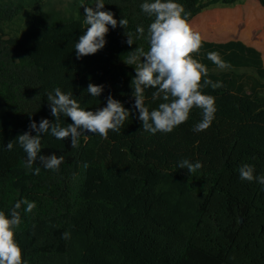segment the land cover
<instances>
[{
  "label": "trees",
  "instance_id": "16d2710c",
  "mask_svg": "<svg viewBox=\"0 0 264 264\" xmlns=\"http://www.w3.org/2000/svg\"><path fill=\"white\" fill-rule=\"evenodd\" d=\"M210 1L176 0L191 13L192 28L211 2L223 3L212 8L218 36L201 34L202 47L193 54L209 69L205 79L222 85L201 89L215 100L214 119L208 129L193 131L202 119L193 108L172 132L152 134L133 108L135 65L124 63L134 48H149L154 18L141 10L146 0H104V11L129 23L126 29L109 25L105 47L82 59L75 53L88 27L82 6L0 0V211L11 217L17 201L36 204L30 213L25 205L18 210L15 239L23 264H264V185L241 180L238 172L250 164L255 176L264 175V50L249 39L255 32L264 37V0ZM252 8L259 22L252 20ZM22 15L24 26L10 29ZM138 26L144 37L137 38ZM210 51L231 66L218 68L207 58ZM244 68L257 74L253 83ZM89 83L105 86L99 98L86 92ZM57 87L73 93L85 110L106 106L111 94L132 114L119 132L109 130L107 139L82 135L77 148L70 137L45 135L28 169L19 144L11 150L6 145L29 131L32 120L55 121L47 96ZM152 91H145L150 110L161 102L152 100ZM60 123L72 121L62 116ZM53 154L64 158L58 170L39 160ZM184 159L203 167L195 173L178 168Z\"/></svg>",
  "mask_w": 264,
  "mask_h": 264
},
{
  "label": "clouds",
  "instance_id": "9594fccd",
  "mask_svg": "<svg viewBox=\"0 0 264 264\" xmlns=\"http://www.w3.org/2000/svg\"><path fill=\"white\" fill-rule=\"evenodd\" d=\"M84 8L85 20L88 25L83 35L75 44L77 59L95 55L107 43L106 36L109 25L113 29L119 25L126 29L127 19L114 18V13L104 11V0H97L94 7L81 5ZM141 10L154 19L147 30L149 48L145 51L137 47L127 53L124 60L129 66L135 65V76L132 78L131 87L134 89L133 108L138 112V119L142 122V129L156 134L157 132L170 133L175 127L185 123L193 108L201 110L202 119L193 127V131L201 132L208 129L216 112L215 100L212 96L204 94L201 89L211 86L213 89L221 87L218 82L205 79L209 69L206 65L193 58L199 53L203 39L199 32L194 31L187 17L184 6L176 0H152L141 4ZM137 38L144 37L145 29L136 28ZM126 43L133 45L132 36L126 33ZM207 58L218 68L227 69L231 65L224 61L219 52L210 51ZM264 60V57H262ZM104 85L89 83L86 92L92 97H100L104 92ZM152 89V100L161 101L158 107L150 110L145 103V91ZM50 114L55 121L42 118L39 123L32 120L29 131L20 134L6 145L11 150L14 143L26 153L25 167L32 169L41 150V141L45 135H52L56 139L71 138V146H79L80 137L98 134L107 139L109 130L119 132L124 123L131 116V111L115 99L111 94L106 97V106L95 110L83 109L73 93L63 92L59 87L47 96ZM70 118L72 123L62 126L61 118ZM33 131L36 135H33ZM63 157L39 156L44 168L58 170L63 162ZM203 165L200 161L191 162L184 159L179 162L178 168H186L190 173H195ZM40 169H35L39 174ZM241 180L256 181L264 185V175L255 176V168L250 164H243L238 169ZM25 205L26 212H32L36 207L35 202L21 200L15 203L11 217L0 211V264H23L22 249L15 239V229L21 224L19 209ZM68 233H64L67 239Z\"/></svg>",
  "mask_w": 264,
  "mask_h": 264
},
{
  "label": "rangeland",
  "instance_id": "374dc122",
  "mask_svg": "<svg viewBox=\"0 0 264 264\" xmlns=\"http://www.w3.org/2000/svg\"><path fill=\"white\" fill-rule=\"evenodd\" d=\"M44 1L49 2L51 4H55L56 6L62 7L63 9H67V10H70L72 8V5L76 9H81V4L83 2V0H44ZM206 1H210V0H206ZM246 1L247 0H238L236 4L241 5L245 3ZM251 1L252 0H250V2ZM221 4L223 5V3ZM221 4L218 2L217 3L211 2V7L213 9H216L219 7L222 8L223 6ZM212 8L209 10H205V12L202 13L200 16H198L193 23V29H197L198 27H200L199 33L205 35L206 37H217L218 36V31L216 27L217 20L212 12ZM253 8L251 9V13H250L251 18L253 21L259 22L258 18L260 16L256 14L254 15L252 14ZM78 13L79 11H77V14ZM24 23H25V16L22 15L21 17L17 18L14 23L10 25V29L20 30L24 26ZM248 36L249 35H247V37ZM249 39L251 40L252 43L259 44V46L263 48L264 50V37L262 35H258L257 32H255V34H253ZM241 72L245 74V77H244L245 80L250 81V83H253V80L255 79L257 75L253 69L244 68V69H241Z\"/></svg>",
  "mask_w": 264,
  "mask_h": 264
},
{
  "label": "water",
  "instance_id": "95a60500",
  "mask_svg": "<svg viewBox=\"0 0 264 264\" xmlns=\"http://www.w3.org/2000/svg\"><path fill=\"white\" fill-rule=\"evenodd\" d=\"M241 221H243V218H241Z\"/></svg>",
  "mask_w": 264,
  "mask_h": 264
}]
</instances>
